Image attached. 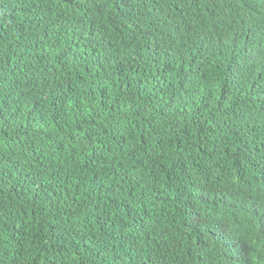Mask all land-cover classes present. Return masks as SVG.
<instances>
[{"label": "trees", "instance_id": "16d2710c", "mask_svg": "<svg viewBox=\"0 0 264 264\" xmlns=\"http://www.w3.org/2000/svg\"><path fill=\"white\" fill-rule=\"evenodd\" d=\"M0 264H264V0H0Z\"/></svg>", "mask_w": 264, "mask_h": 264}]
</instances>
